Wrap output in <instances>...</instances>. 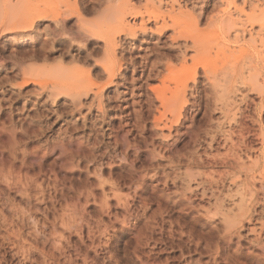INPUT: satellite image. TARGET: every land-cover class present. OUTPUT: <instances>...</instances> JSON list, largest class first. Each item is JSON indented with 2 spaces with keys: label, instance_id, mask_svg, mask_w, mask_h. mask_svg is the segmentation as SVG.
Here are the masks:
<instances>
[{
  "label": "rangeland",
  "instance_id": "374dc122",
  "mask_svg": "<svg viewBox=\"0 0 264 264\" xmlns=\"http://www.w3.org/2000/svg\"><path fill=\"white\" fill-rule=\"evenodd\" d=\"M130 1L141 6L145 0ZM17 2L0 0V264H164L166 257L173 256L170 248L174 245L185 247V251L192 249L189 255L186 251V258L181 260L174 246V264H186L188 260L210 262L215 255L212 258L207 253L200 256L192 253L194 244L189 246L199 241L200 236L207 238L201 240L202 246L210 241L211 247L218 244L226 247L222 252L226 251L222 255L225 260L217 257V264H224L223 261L225 264H263L258 258L259 251L247 245L248 240H241L239 246L235 239L226 246L206 220L183 205H174L170 194L173 187L169 185L164 191L161 178L163 165L169 157L196 150L203 159L205 152L218 159L224 153L227 155L228 146H223V140L232 130L237 132L239 124L246 128L245 137L252 148L235 149V158L238 156L240 165L250 166L263 150L259 135L264 130V111L256 109L260 103L257 92H249L236 82L230 93V120L225 119L219 106H214L213 91L200 70L197 80L190 83L181 118L170 133L155 120L161 110L155 96L163 87L161 79L154 78L155 72L148 71L152 62L161 59L157 53L149 55L141 51L137 42L134 50L126 48L122 41L125 36L119 33L115 35L119 42L116 56H123L125 61L120 70L106 72L102 39L89 36L87 41L85 38L79 43L72 40L67 29L74 28L75 18L66 21L67 34L64 35V0H22L29 5L32 16L31 23L19 30L15 26L16 14L11 9ZM241 2L235 0L239 7H242ZM259 2L264 3V0ZM77 3L84 7L86 20L98 17L101 8L97 0H77ZM220 5L219 0H152L150 9L159 19L156 24L151 18L148 27H160L163 20L168 22L175 16L187 22L190 15L199 17V14L200 26L204 27L207 18L215 14ZM171 10L176 15L170 14ZM236 18L237 15L233 16ZM256 31L257 28L252 31L254 37ZM243 38L248 41L249 33ZM255 45L257 51L263 49L259 40ZM160 52L175 60L178 55L177 51L167 49ZM60 85L64 86V94L60 91L55 97L52 95L48 104L54 105L56 115L48 113L45 107L34 106L35 101L45 99L51 87L61 89ZM84 87L88 94L81 98V105L76 106L71 94ZM90 99L94 100L91 107ZM214 131L218 133L217 144H212L215 149L209 150L207 144ZM209 162V171L232 173L224 184L225 193L234 192L230 181L239 178L241 181L247 179L250 185L255 183V193L260 198L263 195L264 183L260 187L257 182L258 174L264 172L263 165L253 174L244 168L241 171L237 168V171L236 166L234 170L226 169L219 161L217 164ZM6 168L15 171H12L14 175L21 173L5 179ZM24 174L34 175V180ZM18 176L22 179L17 183ZM253 176L256 179H252ZM261 208L259 204L256 206L258 211ZM154 211L158 213L155 215ZM175 222L178 225L175 226ZM169 228H178L184 233L168 231ZM45 253L52 258L43 255Z\"/></svg>",
  "mask_w": 264,
  "mask_h": 264
},
{
  "label": "bare ground",
  "instance_id": "6f19581e",
  "mask_svg": "<svg viewBox=\"0 0 264 264\" xmlns=\"http://www.w3.org/2000/svg\"><path fill=\"white\" fill-rule=\"evenodd\" d=\"M151 1L152 0H145L143 5L135 6L134 4L131 3L130 0H97V4L101 8L100 12L97 14L98 17L92 20H86L85 18H83V13L85 12V9L84 7L78 6L77 0H73V1L64 0V35L67 34L66 33L67 27L65 25L66 21L69 18H75L76 19L75 23L73 25L71 24L72 26H74L75 29L72 26L71 28H73L74 30L67 29V31L69 30L68 35L71 36L72 40L79 43V42H83L86 37H88L89 39V36H97L100 39H102V42H103L102 51H103V55L105 56V60H104L105 64L103 66H104L105 71L110 72V73H114L117 69L120 70L123 65L122 64L123 61H125V58H123V56H121L120 58L116 56V48L118 47L119 42L116 40V38L118 37L115 38V35L119 33H122L125 36L124 39L122 37L121 38L123 39L122 41L125 44L126 48H131L134 50L133 48L134 44L137 42L139 43L138 48L141 51H144L149 55L151 52L157 53L161 57V59H158L157 63L152 62L149 67L150 71H148V73L155 72L153 73L155 74L154 78H160L161 80L159 79L158 80L161 82V85L163 87L161 91L159 90L160 92H156V96H155L156 102L160 105L159 109L161 108L162 110V111L160 110V112L158 113L159 117H157L155 120H157V122L160 121L162 124V129L167 128L169 132L171 131L172 126L179 122L183 107L187 103L186 95H187L188 89H190L191 87L190 83H194V81L197 80L196 78L198 77L200 70L203 71V74L208 84L210 85L211 90L213 91V96L215 97L214 106L216 107L219 106V110L222 112V115L225 119L230 120L229 113L232 110L231 108L232 103L230 102V95L232 94L230 93L234 89L233 86L236 82L237 83L240 82V84L245 86L249 92H252V91L257 92L260 98V103L258 106L256 105V109L258 107L260 111H264V80H261V78L264 76V53H263V49H264V3H260L259 0H242L241 2L242 7H239L235 4V0H232V1L219 0L220 4L223 7L220 5L221 8H218L215 14L207 18V21L204 27L200 26V20H199L200 19L199 17L201 16L200 14H199V17L198 15L197 16L190 15V18L188 16L187 19L189 18V21L187 22L184 21L183 19L180 20V16H179V19H176V16L175 18L173 17L170 18L172 16L171 15L169 17L170 20L168 18L169 20L168 22L163 20L162 25L160 27L158 25H155L154 28L152 29L151 27H148L149 20L153 18L155 20V23L157 24L159 16L155 11H152L150 9ZM12 8L14 10L13 12L16 14L15 16H16L17 24H15V26L17 30L23 29L25 26L31 23L30 20L32 16V13H31L32 10H30L29 5H25L23 4L22 0H18V2L15 3L13 7H11V9ZM14 13H12L13 16H14ZM169 13L176 15L174 10L169 11ZM235 15H237V18L233 19V16L235 17ZM184 19L186 20V18ZM247 28H249V30H247ZM254 28H257V31L254 33L255 37L252 34L253 33L252 31H254ZM247 32L249 33V40L245 41L243 36ZM22 33L24 32L22 31ZM257 40L260 41L261 47L263 48L262 50H259V51L256 50L255 43ZM86 41H87V38H86ZM152 44L154 47L151 48ZM166 49L168 51L178 52L176 60L175 58L172 59L169 56H166V55L164 56L160 52L161 50L163 51ZM146 61H148L147 57L145 58V64L147 63ZM145 66L147 68L148 64H146ZM62 86H61V89H59V87L54 88L55 86L51 87L52 90L49 91L45 99L42 102H40L39 100L35 101L34 106L36 107L39 105L40 107H43V108L45 107L44 109L48 113L57 114L56 109H54V105L52 104L49 106L48 104L50 103L49 99L52 95L55 97V95H58L57 93H59L60 91H61L60 92L61 94H64V86L63 87ZM87 92L88 91H86L84 87L78 90L77 92H75V94L73 95L71 94V99L73 101V104L75 105L77 104L76 106L81 105V98L86 97L88 94ZM12 94L14 93L12 92ZM94 95L96 96V94ZM90 102H89L90 103L89 107L92 106L94 100H91ZM244 128L242 127L241 124H239V130L235 133L232 130V132L228 133L227 137L225 136V141L223 140L224 142L223 146L225 147L228 146L227 155L230 156V159L227 157L226 153H224L226 156L222 155L223 157L218 159L217 156H212L211 154L207 155L206 152H205V158L203 159L202 158L203 156H200L196 152L197 150L195 152H188V153L178 154L176 156L169 157L168 160H166L167 162L166 165H163V168H162V176H161L162 186H163V190L167 191L169 189L168 186L171 185L173 187V191H171L170 194L174 200L173 202L174 205H177V206L183 205L184 206L183 208H185L186 210L190 211L193 214L195 213V215L198 218H203L204 220H206V222L209 223L208 225L212 227L210 229L218 233L217 235L219 238L218 240L221 241L224 245L227 246L232 242L234 243L235 241L237 242V244H239L241 240L243 241V239L248 240L247 243L249 244L247 245H249L252 249L255 248L257 251H259L260 254L258 258L260 257L261 260L264 262V243L262 244V240H264L263 239L264 238V193L262 192L263 195L260 198L259 194L255 193L256 190L254 191L253 187L255 183H253V185H250L246 181L247 179L245 181L243 180L241 181L239 178H235L230 181L231 186L234 187V192L232 190L231 191L228 190L227 192L230 194L225 193L223 190L225 187L224 184L227 182L229 176L232 175V173L230 172L221 173L219 171L217 172L209 171L207 167V164H208L207 162L211 161L213 164H217V161H219L223 166H225L226 169L234 170L236 166V170L237 168H240V171H241V169L244 168L245 171L247 170L248 172H253L254 174L256 170H258L262 165L264 166V130L259 135L260 140H261V147L263 148V150L261 149L262 152L259 153L260 155L257 158H255V160L252 161L251 164H249L250 166L245 167L244 164L240 165V163L237 161V160H240L239 158H237L238 156L236 157L237 159L235 158V151H234L235 149L241 150V148H243L246 151L249 148H252L249 146V143L246 140V137H245L246 128L245 130ZM160 132H161L160 135L162 136L163 135L162 130ZM211 134H213V136L210 137V142H208L209 145L207 144L209 150H212V148H214L212 144L216 143L215 138L218 133L214 131V133H211ZM167 137L165 136V138ZM218 155H221V154L218 153ZM224 157H226L227 159H225ZM10 167H11L10 169H12V165ZM6 170L8 171L7 168ZM7 171L4 170V172L7 174L6 175L3 174V177L9 180L10 178H13L12 175L16 176L18 175L17 173H21L19 171V172H16V174L14 175L12 173L13 172L15 173V171L13 170L8 171V172ZM24 175L23 176L21 175V176L24 177ZM19 176L17 177L18 180H16V182L22 179V178L20 179ZM258 176H259L258 177L259 181L257 182H259L260 187H262L264 183V172L259 173ZM26 177L30 179V177L33 178L34 175L30 177L29 176H26ZM26 177L25 179H27ZM253 178L254 176L252 177V179ZM14 179H16V177ZM254 179H256V177ZM21 183H19L20 185L18 184L19 188L17 187L20 191H21L20 186L22 187ZM34 183L36 184V182ZM35 184L33 185L36 186ZM28 185H29V181H28ZM25 186L28 187L27 185ZM14 187L16 188V186ZM41 189L42 188L40 187V190ZM32 190L35 191L34 189ZM22 192H24V190ZM35 193L37 192L35 191ZM29 194H32V193H29ZM167 196L170 197L169 195ZM258 204L262 206L261 210L259 211L256 209V206H258ZM159 211L162 212V210H159ZM154 212L153 214L155 215L156 213H158V212H155V213ZM65 215H68V214H65ZM151 216L154 217V215H151ZM151 216L149 218L153 219V217ZM157 216L159 217V215ZM170 223L172 224L173 221L172 222L170 221ZM177 223L175 222V226ZM162 227L163 226H161V228ZM171 228H169L168 231H170ZM177 229L172 230V232L173 231L175 232V230ZM179 230H177V233H180L178 232ZM180 231L182 232L184 230H180ZM172 232L170 234L171 238H172ZM186 233H188V231ZM189 234L192 235V233H189ZM209 235H211V233ZM140 236H137V237H140ZM194 236H192V238ZM200 237H199L200 239L199 241L197 239L198 237L196 238L197 239L196 243H193V242L189 243V246H191L190 244H194V247H195V250L192 251V253L195 252L196 254L200 256L203 253L209 254L210 257L213 255L215 256H213V258L211 257L212 261L210 262L206 261V263H202L201 262L202 260H197L196 262H193L192 260H188L187 263L185 262L186 264H217V257L219 259L225 260L224 259L225 256L222 258V255H224L226 251L224 254H222V252L224 251L226 247L224 248L223 245H219L217 242V244L219 246H222L223 248L221 247L222 248L221 249L218 245L216 247L213 245L216 249L215 248L212 249L213 246L211 247L209 243L210 241H207L205 245L202 246L201 240H203V238H206V237L204 236L203 238H200ZM147 238H144V240ZM209 239H211L210 236H209ZM193 240L194 238L191 241ZM139 241H142V240L140 239ZM174 246L177 247V252L179 253L178 258L181 260L184 259L185 255H187L185 254L186 251L189 255L192 250V249L190 250V248L189 249L187 248L185 251L184 249L185 247L183 248V246L182 247L180 245H174ZM174 246L170 248L171 250L169 249L171 255L173 256H171V258L166 257L164 264H174V261H176L174 257V253H176L175 251L176 249L174 250L175 248ZM43 255L48 256V258L49 257L52 258V256H49L46 253ZM251 255L253 256L255 254H252L251 252ZM190 258L191 257H189V259ZM228 261H229V258H228ZM228 261H226V263ZM223 262L225 264V261ZM43 263H44V259H43ZM228 263H230V261ZM45 264H48V263H45Z\"/></svg>",
  "mask_w": 264,
  "mask_h": 264
}]
</instances>
